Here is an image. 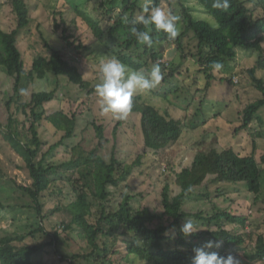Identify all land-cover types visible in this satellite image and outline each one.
I'll use <instances>...</instances> for the list:
<instances>
[{"label":"trees","instance_id":"trees-1","mask_svg":"<svg viewBox=\"0 0 264 264\" xmlns=\"http://www.w3.org/2000/svg\"><path fill=\"white\" fill-rule=\"evenodd\" d=\"M8 2L15 15L16 26L7 31L0 25V70L14 79V91L7 102L9 116L5 137L22 157L30 172L31 186H18V189L33 201L35 205L33 208L40 215L41 222L39 221L38 227L25 235L0 236V264H35L33 256L48 245L25 243L28 238L34 239L37 234L46 237L51 235V246L55 245L57 248L58 244H61L59 232L49 234L42 224L46 216L42 214L44 206L41 198L58 182L69 184L75 195V200L66 208L71 221L64 225V228L71 231L76 227L78 236L87 246L79 254H62L60 257L62 262L79 264L80 261H94L96 264H119L116 257L123 254L118 248V245L122 244L125 248L123 258L131 264H134L135 260L144 264H191L193 249L203 247L208 241H212L214 244L219 242L220 247L214 246L206 249L207 251H215L226 257L243 250L247 253L249 261L264 264V234L255 239L251 233L232 232L225 228L226 224L246 228L248 225L246 217L221 209L217 205H214L210 212L199 211L194 215L185 210V205L191 200L196 188H202L209 180L230 186L244 184L255 203L264 201V155L257 160L254 153L243 155L234 147L218 150L214 145L206 147L202 142L192 164L176 174L179 194L173 196L171 186L168 184L164 187L162 192L164 211L161 214L153 213L146 208L134 211L131 206L133 197L128 193L122 194V201L117 207L110 208L109 202L113 196L111 188L117 189L129 180L135 168L140 165V158L132 164H127L120 161L115 152H112L110 160L104 159L100 154L105 140L103 125L92 123L99 143L87 155L82 154L60 164L47 162L48 155L64 146L67 139L75 136L78 115L76 112L69 115L63 109L47 114L45 105L57 99V89L36 92L29 102H24L20 89L23 78L31 81L44 80L53 74L56 78H66L88 93H93L94 90L90 89L91 83L84 79L77 66V55L83 46L76 45L75 42H68L62 49L50 47L49 57L36 55L32 69L29 71L25 69L23 53L18 48V35L30 24V9L25 0ZM163 2L173 5V0H151L148 6L161 8ZM180 2L184 30L181 33L178 31V36L169 40L166 33L156 32L153 27L152 47L139 44L131 33L132 27L145 30L143 25L135 23L144 8L139 0H129L118 11L115 6L107 7L103 17L107 22L106 28L101 26L100 18L94 20L88 17L81 12L79 6H75V11L86 20L98 42L105 44L109 39L119 48L116 52L117 59L133 70L142 68L143 56L161 66L159 59L163 56L164 49L158 51L154 48L164 41L174 45L185 60L189 58L188 55L196 57L209 83L214 80V71L211 68L213 62L218 61L223 64V68L227 67L236 60L237 48L258 52L260 54L258 65L248 73L254 89L261 93V98L246 106L242 125L234 131L238 133L246 130L264 107V80L256 76L257 69L264 67V14H256L259 9L264 11V0H229L230 6L227 10L214 8V0H198V4L216 20V28L194 18L186 2L183 3V0ZM101 5L103 6V3ZM189 33H193L197 41L196 54H186L188 46L185 37ZM63 38L65 41L68 39ZM72 46H75L73 49L75 54L69 52ZM173 75L175 74L172 71L167 77ZM14 104L17 105L16 111L24 114L25 120H19L12 114ZM130 112L140 116V130L146 150L159 152L181 139L185 121L175 119L170 113H162L156 107L145 104L141 96L134 98V106ZM217 115L213 119H216ZM43 121L49 122L57 132L63 133L61 140L52 145L47 152H43L45 144L39 132V125ZM206 123L208 120L202 125ZM120 125L121 121L114 129V135L117 134ZM259 136L263 138L264 135ZM78 147L73 146L72 151H77ZM225 193L222 192L219 196ZM201 197L208 196L201 194ZM5 208L0 201V209ZM189 216L203 221L206 229L197 230L191 236L185 237L180 229ZM252 245L254 251L248 253L247 247Z\"/></svg>","mask_w":264,"mask_h":264},{"label":"rangeland","instance_id":"rangeland-1","mask_svg":"<svg viewBox=\"0 0 264 264\" xmlns=\"http://www.w3.org/2000/svg\"><path fill=\"white\" fill-rule=\"evenodd\" d=\"M8 1L0 0V25L7 31L16 26L15 15ZM25 1L30 9V24L18 35V48L23 53L25 69L27 71L32 69L36 55L49 57L50 47L62 49L68 42H75L76 45L83 46L77 55V66L84 79L91 83L90 89L94 90L93 93H88L66 78H56L53 74L44 80L31 81L23 78L20 89L24 102H29L36 92H50L57 89V99L45 105L47 114L63 109L69 115L75 112L78 115L75 136L67 139L64 146L48 155L47 162L60 164L71 158H78L82 154L87 155L96 148L99 140L92 126L93 122L104 126L105 140L100 152L104 159L110 160L112 152H115L120 161L127 164H132L140 158V165L135 168L129 180L117 189L111 188L113 196L109 202L110 208L117 207L122 201V194L128 193L133 197L131 206L134 211L146 208L156 214L163 213L164 187L168 184L171 186L173 196L179 194L176 174L192 164L202 142L204 146L214 145L218 150L234 147L243 155L254 153L257 160L264 155V136L263 138L259 136V134L264 135V107L249 128L238 133L234 131L242 125L246 106L261 98V93L254 89L248 73L258 65L260 57L258 52L237 48L236 60L222 70L214 71V80L209 83L196 57L188 55L189 58L185 60L176 47L170 45L168 41L155 45L154 49L158 51L164 49L163 56L159 59V63L163 66H160L163 79L155 89L138 93L136 96H141L145 104L156 107L162 113L168 112L173 118L185 122L179 142L170 144L165 150L153 152L144 147L139 114L129 112L123 120L115 119L111 114H101L99 98L95 93V86L100 82L99 64L101 60L117 58L116 52L119 48L109 39L105 44L98 42L86 20L75 11V6H79L81 12L88 17L94 20L100 18L101 26L106 28L107 22L103 17L107 7L115 6L118 11L129 0ZM150 2L151 0H139L144 7ZM184 2L191 9L194 18L217 27L216 20L198 4V0H183ZM161 8L180 18L178 31L181 33L184 24L180 0H173L172 6L168 2H163ZM60 12L63 14L61 15ZM256 14L263 15L264 11L259 9ZM63 37H68L67 41ZM185 41L188 46L186 54H196L198 45L193 33H189ZM74 47L69 49L72 54H75ZM141 64H143L141 69L147 74L156 63L143 56ZM172 71L175 75L168 78L167 75ZM256 76L264 80V67L257 69ZM13 91L14 79L0 70V201L6 206L5 209H0V236L25 235L38 227L39 221L41 222L40 215L33 208V201L18 189V186H31L30 172L22 157L5 137L9 116L7 102ZM16 110L17 105L14 104L11 109L12 114L19 120H25L24 114ZM216 115V119H213ZM205 120H208V123L202 125ZM120 121L121 125L114 135V129ZM39 132L45 144L43 152H47L63 136V133L57 132L47 121L40 123ZM75 145L79 147L74 152L72 147ZM222 192H226L225 195L219 196ZM201 194L208 197L202 198ZM74 200L75 195L70 185L65 182L53 184L51 189L43 194L42 214L46 217L42 220V224L49 234L58 231L62 242L56 248L55 245H50L51 235L46 237L37 234L34 239L28 238L26 244H48L33 256L35 264H69L61 261L62 254H79L84 247H87L85 241L78 236L76 227L71 231H66L64 228V225L71 221L66 208ZM214 205L248 219L246 228L226 224V229L238 233H251L255 239L260 234H264V201L255 203L244 184L230 186L209 180L202 188H196L191 200L185 205V210L194 215L199 211L210 212ZM188 219L192 220L197 230L206 229L204 222L193 216H189L183 224ZM118 248L123 254L116 257V262L131 264L123 258L124 246L119 244ZM253 251V245L247 247L248 253ZM233 256L239 259L240 264H261L249 261L247 253L243 250ZM79 264H96V262L80 261ZM134 264L144 263L135 260Z\"/></svg>","mask_w":264,"mask_h":264},{"label":"clouds","instance_id":"clouds-1","mask_svg":"<svg viewBox=\"0 0 264 264\" xmlns=\"http://www.w3.org/2000/svg\"><path fill=\"white\" fill-rule=\"evenodd\" d=\"M229 0H214L213 7L227 10ZM127 19L126 17L124 18ZM179 17L165 11L160 7L143 8V13L137 17L135 23L143 25L145 30L136 27L131 28L132 35L137 42L147 47L154 44L152 31L167 34L169 40L175 39L178 32ZM213 71L223 69V64L213 62ZM100 82L95 86L96 96L99 98L101 114L111 116L115 119L123 120L127 117L134 106V98L138 93L150 92L155 89L162 81L163 74L159 64L152 66L149 73L144 70H133L115 57L101 60L99 64ZM180 231L185 237H189L197 232L196 226L191 219H188ZM220 247L219 242L208 241L203 247L193 249L194 256L191 264H240L239 259L229 254L226 257L218 252L207 251L213 247Z\"/></svg>","mask_w":264,"mask_h":264}]
</instances>
